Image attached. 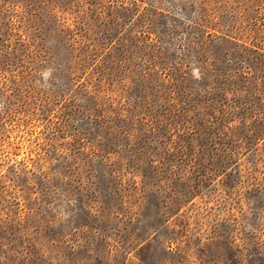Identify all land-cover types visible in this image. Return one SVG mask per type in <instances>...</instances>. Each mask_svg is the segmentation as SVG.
I'll list each match as a JSON object with an SVG mask.
<instances>
[{"label": "rangeland", "instance_id": "1", "mask_svg": "<svg viewBox=\"0 0 264 264\" xmlns=\"http://www.w3.org/2000/svg\"><path fill=\"white\" fill-rule=\"evenodd\" d=\"M0 53V264H264V0H0Z\"/></svg>", "mask_w": 264, "mask_h": 264}, {"label": "trees", "instance_id": "2", "mask_svg": "<svg viewBox=\"0 0 264 264\" xmlns=\"http://www.w3.org/2000/svg\"><path fill=\"white\" fill-rule=\"evenodd\" d=\"M11 35V33H9ZM220 44L223 46L222 48V55L226 57V54L228 55L235 54V60L238 61H243V62H251L255 59H260L263 53H260L257 49L254 48H249V47H240L238 43L232 42L231 40L224 38ZM25 47L24 43H21ZM81 50V49H80ZM83 53L80 54L79 56L82 57L84 54L87 53V50L85 48L82 49ZM86 52V53H85ZM257 52V54H255ZM199 51H198V59L199 57ZM9 54L7 53H0V71L2 70H8V56ZM87 59V58H86ZM202 65H204V70H207V67L205 66V63L202 61ZM226 72V70H224ZM15 81V80H14ZM188 196L191 195V193L187 194Z\"/></svg>", "mask_w": 264, "mask_h": 264}]
</instances>
